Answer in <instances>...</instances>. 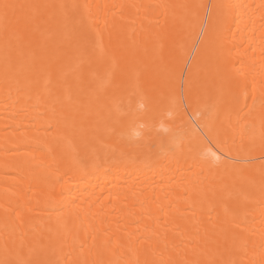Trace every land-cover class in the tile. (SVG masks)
Wrapping results in <instances>:
<instances>
[{
    "label": "bare ground",
    "instance_id": "bare-ground-1",
    "mask_svg": "<svg viewBox=\"0 0 264 264\" xmlns=\"http://www.w3.org/2000/svg\"><path fill=\"white\" fill-rule=\"evenodd\" d=\"M0 264H264V0H0Z\"/></svg>",
    "mask_w": 264,
    "mask_h": 264
},
{
    "label": "clouds",
    "instance_id": "clouds-1",
    "mask_svg": "<svg viewBox=\"0 0 264 264\" xmlns=\"http://www.w3.org/2000/svg\"><path fill=\"white\" fill-rule=\"evenodd\" d=\"M132 136H133V139H138L140 136V133L138 131H134Z\"/></svg>",
    "mask_w": 264,
    "mask_h": 264
},
{
    "label": "snow or ice",
    "instance_id": "snow-or-ice-1",
    "mask_svg": "<svg viewBox=\"0 0 264 264\" xmlns=\"http://www.w3.org/2000/svg\"><path fill=\"white\" fill-rule=\"evenodd\" d=\"M141 106H143V105H141ZM171 113H169V115H170ZM218 158V157H217Z\"/></svg>",
    "mask_w": 264,
    "mask_h": 264
}]
</instances>
